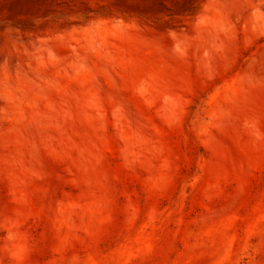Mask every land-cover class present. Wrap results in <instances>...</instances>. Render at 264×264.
Instances as JSON below:
<instances>
[{"label":"rangeland","instance_id":"rangeland-1","mask_svg":"<svg viewBox=\"0 0 264 264\" xmlns=\"http://www.w3.org/2000/svg\"><path fill=\"white\" fill-rule=\"evenodd\" d=\"M0 264H264V0H0Z\"/></svg>","mask_w":264,"mask_h":264}]
</instances>
